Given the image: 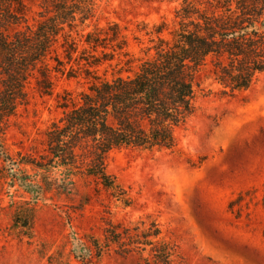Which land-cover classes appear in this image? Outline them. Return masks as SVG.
<instances>
[{
	"label": "trees",
	"instance_id": "16d2710c",
	"mask_svg": "<svg viewBox=\"0 0 264 264\" xmlns=\"http://www.w3.org/2000/svg\"><path fill=\"white\" fill-rule=\"evenodd\" d=\"M166 1L177 3L171 25L166 19L140 24L149 45L133 69L121 27L93 22L95 0H0V159L8 185L27 195L14 201L18 234L30 238L37 203L52 190L67 192L76 177H93L129 205L106 170L111 151L175 149L177 130L194 114L196 99L211 92L206 81L232 97L264 72V0ZM33 6L36 17L29 23ZM115 55L125 65H115L110 77L106 68L100 74V64ZM57 73L82 76L86 86L57 96L62 115L46 129L41 152L9 153L3 134L28 102L30 85L50 94ZM70 242V259L58 254L50 264H97L110 249L135 254L137 264H172L177 256L159 225L141 218L131 225L108 223L102 239L75 234Z\"/></svg>",
	"mask_w": 264,
	"mask_h": 264
},
{
	"label": "rangeland",
	"instance_id": "374dc122",
	"mask_svg": "<svg viewBox=\"0 0 264 264\" xmlns=\"http://www.w3.org/2000/svg\"><path fill=\"white\" fill-rule=\"evenodd\" d=\"M94 23L116 22L134 57L145 56L148 35L140 24L166 19L169 26L176 2L166 0H95ZM33 6L29 16L36 17ZM107 77L125 58L115 55L100 64ZM111 65V66H109ZM115 68V69H113ZM124 75L129 72H122ZM82 76L57 73L50 94L31 84L28 102L20 106L3 134L11 154L41 152L44 133L62 111L57 96L78 92ZM196 99V110L177 130L173 150L119 148L106 159V170L131 199L113 197L91 176L76 177L67 192H49L37 203L32 235L12 227L15 202L27 195L5 180L0 159V264H50L49 257L68 260L76 235L103 238L108 223L131 225L154 220L162 235L175 244L172 264H264V72L246 91L221 94L210 81ZM97 264H137L136 255L123 257L112 249Z\"/></svg>",
	"mask_w": 264,
	"mask_h": 264
}]
</instances>
